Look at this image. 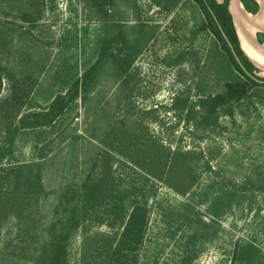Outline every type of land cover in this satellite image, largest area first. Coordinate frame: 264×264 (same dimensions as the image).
I'll return each instance as SVG.
<instances>
[{
	"label": "rangeland",
	"instance_id": "374dc122",
	"mask_svg": "<svg viewBox=\"0 0 264 264\" xmlns=\"http://www.w3.org/2000/svg\"><path fill=\"white\" fill-rule=\"evenodd\" d=\"M105 7L103 16L85 0H0V63L12 73L2 79L0 101L19 83L22 112L64 93L113 24L140 48L125 82L106 64L86 101L78 97L51 125L21 128L5 143L0 121L4 165L39 160L41 144L56 138L40 184L29 194L23 188L21 208L2 222L0 264H45L54 240L64 245L66 264H111L131 209V199L123 207L119 199L143 190L147 221L129 264H237L235 250L249 245L253 263L264 264V85L205 123L197 99L221 91L237 72L203 28L196 2L111 0ZM146 139L192 151L187 172L197 178L186 194L144 180L132 159ZM102 175L115 193L85 205L83 180ZM72 215L80 216L74 228Z\"/></svg>",
	"mask_w": 264,
	"mask_h": 264
},
{
	"label": "trees",
	"instance_id": "16d2710c",
	"mask_svg": "<svg viewBox=\"0 0 264 264\" xmlns=\"http://www.w3.org/2000/svg\"><path fill=\"white\" fill-rule=\"evenodd\" d=\"M85 1L89 2L100 15H107L105 6L111 0ZM194 1L203 14V28H207L213 33L220 49L237 72L234 78L224 81L221 91L202 95L197 99L196 104L202 112L201 120L208 123L209 118L215 116L220 108L230 111V106L233 103L247 98L254 88L264 85V73L251 63L239 45L233 19L228 9L229 0H222L221 2L217 0ZM241 2L245 9L250 12H256L258 9V3L255 0H241ZM113 27V33L100 39L94 62L83 71L80 77H76L70 83L64 93L57 94L45 107L25 112L20 111L21 106L24 105L23 94L26 93L19 83L11 87L9 97L0 101V121H3L1 129L4 133L5 143H11L14 133L21 128H39L51 125L68 110L78 97L86 101L88 94L98 83L106 64L112 63L119 77L126 78L128 76L134 58L140 51L139 43L128 39V35L121 24L115 23ZM3 78L10 81L12 73L9 67L0 63V92ZM125 78L123 79L124 82L126 81ZM178 99L176 98V101ZM58 136L64 138V135ZM55 139L51 138L42 143L39 160L28 163L2 164L7 148H4L2 144L0 145V230L5 218L13 214L16 215L21 208L23 201L20 199L22 198L21 194L24 193L22 189L28 188L29 194L34 192L37 185L40 184L44 175L43 172L47 168L46 157L54 151L52 144ZM159 146L161 145L155 140H152L151 143L150 139L144 140L143 143L138 142L136 144L137 154H134L135 158L132 159V162L144 170L146 175L144 180L157 179L175 188L179 193L186 194L190 185L197 178L187 172L191 162L195 160L186 159V156L192 151H184L181 147H174L173 149L163 147L164 149H160ZM143 157H146L147 160ZM105 177L102 175L95 180H90L87 177L88 179L83 180L81 186L84 187V190L79 191V193L85 192L82 195V201L85 205L96 203L98 198H106L110 193H115L113 185H108V179L106 180ZM146 191L143 190L141 193L133 191L131 198L127 194L119 196L120 207L124 206L125 200L131 199V209L113 247L111 264H129L130 255L134 253L142 240L148 214V201L145 202V197L149 195V192ZM217 199L215 198L213 202V208L216 210H218ZM74 206L77 207L78 205ZM67 220H69L70 226L74 228L79 224L80 216L72 215ZM201 222L203 226H208L205 222ZM50 246L52 250L45 264H66V251L60 240H54ZM255 251L254 245L236 249L234 254L235 259H238L237 264H254Z\"/></svg>",
	"mask_w": 264,
	"mask_h": 264
},
{
	"label": "crops",
	"instance_id": "0c3cea01",
	"mask_svg": "<svg viewBox=\"0 0 264 264\" xmlns=\"http://www.w3.org/2000/svg\"><path fill=\"white\" fill-rule=\"evenodd\" d=\"M255 1L256 12L246 10L241 0H229L228 9L243 53L264 73V0Z\"/></svg>",
	"mask_w": 264,
	"mask_h": 264
},
{
	"label": "water",
	"instance_id": "95a60500",
	"mask_svg": "<svg viewBox=\"0 0 264 264\" xmlns=\"http://www.w3.org/2000/svg\"><path fill=\"white\" fill-rule=\"evenodd\" d=\"M149 201H151V198H150V200Z\"/></svg>",
	"mask_w": 264,
	"mask_h": 264
}]
</instances>
